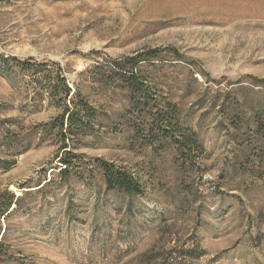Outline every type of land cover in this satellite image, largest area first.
Masks as SVG:
<instances>
[{
  "label": "rangeland",
  "instance_id": "rangeland-1",
  "mask_svg": "<svg viewBox=\"0 0 264 264\" xmlns=\"http://www.w3.org/2000/svg\"><path fill=\"white\" fill-rule=\"evenodd\" d=\"M151 50L129 90L115 62ZM12 58L57 64L87 104L65 179L44 128L60 110ZM99 161L139 184L130 210ZM4 190L30 195L0 219V264H137L152 247L264 264V0H0Z\"/></svg>",
  "mask_w": 264,
  "mask_h": 264
},
{
  "label": "trees",
  "instance_id": "trees-1",
  "mask_svg": "<svg viewBox=\"0 0 264 264\" xmlns=\"http://www.w3.org/2000/svg\"><path fill=\"white\" fill-rule=\"evenodd\" d=\"M157 51L151 50L147 54H140L137 57H127L123 59L121 66L118 62H115L116 69L123 70L128 77L129 82L135 78L137 71V60L144 55H155ZM15 70L20 71L22 74L29 75L30 83L34 85L35 95L37 97L46 96L50 104L54 105L60 110V114L51 122L44 125L49 131L60 137L62 146L60 147L64 155L58 160L62 169L59 171L60 178H67L68 169L72 166L70 149L71 136L73 130H87L89 118L91 116L88 113L87 104L83 101L78 88H73L67 79L65 72L57 65L53 63H38L32 58L26 60H18L12 58L9 60ZM12 63V64H11ZM6 65V66H7ZM8 67V66H7ZM123 78H125L123 76ZM129 90L139 92L141 86L138 82L129 83ZM98 167L102 171V178L107 190L115 192L124 196L127 200V209L131 208V198L140 193V187L137 181L126 172L116 169L113 165L98 162ZM51 183V179L45 182L37 191H41L46 185ZM31 193V192H23ZM30 194H24L23 197H16L13 193L4 190L0 192V219H6L11 213L15 212L25 196ZM8 229H3L0 222V263L2 257L6 255L5 251V239ZM156 247H152L150 250L145 251L137 258V264H166L163 257L164 252H155Z\"/></svg>",
  "mask_w": 264,
  "mask_h": 264
}]
</instances>
